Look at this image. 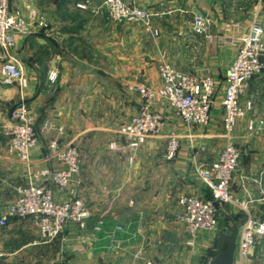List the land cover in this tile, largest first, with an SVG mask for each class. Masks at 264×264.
<instances>
[{
	"label": "crops",
	"instance_id": "0c3cea01",
	"mask_svg": "<svg viewBox=\"0 0 264 264\" xmlns=\"http://www.w3.org/2000/svg\"><path fill=\"white\" fill-rule=\"evenodd\" d=\"M103 1L11 0L12 9L29 21L31 33L18 38L15 59L0 48V213L18 196L28 172L48 165L47 143L63 128L62 141H74L81 150L77 194L90 216L85 230L71 224L51 242L41 239L31 220H12L0 228V264H144L146 259L203 264L208 246L214 245L216 237H207L187 246L178 213L181 196L208 198L197 168L213 162L224 146L220 102L210 125L195 130V148L185 140L172 161L164 158V135L125 152L117 131L139 111L137 85L162 88L158 68L164 57L185 72L210 69L222 81L237 53L233 40L248 30L257 9L264 19V0H144L156 36L140 24L110 22ZM198 14L211 20L212 40L193 33ZM10 58L23 72L17 88L5 84L1 74ZM53 72L58 74L55 83L50 81ZM247 97L254 110L235 131L243 155L232 193L248 196L264 220V78L251 81ZM19 102H26L40 130L29 165L9 155L2 134L12 123L10 109ZM156 109L167 122L165 133L182 128L165 99ZM251 118L263 121L253 132L248 130ZM56 192L58 199L64 197ZM101 219L103 229L97 232Z\"/></svg>",
	"mask_w": 264,
	"mask_h": 264
},
{
	"label": "built area",
	"instance_id": "2783aa9c",
	"mask_svg": "<svg viewBox=\"0 0 264 264\" xmlns=\"http://www.w3.org/2000/svg\"><path fill=\"white\" fill-rule=\"evenodd\" d=\"M143 1L104 0L103 5L111 22L141 24L147 33L156 36L158 31L152 30L151 26L153 14ZM80 7L85 8L83 5ZM211 27V20L201 14L196 15L191 24L194 34L205 36L208 40H212ZM30 33L31 26L23 13L12 9L11 0H0V48L15 59L13 51L18 38ZM233 41L237 44V53L225 70L222 81L211 73L201 76L186 73L164 57L159 65L162 88L157 90L146 84L137 86L139 111L118 129L117 134L125 143V152L140 148L150 137L164 135V158L172 161L181 152L185 140L190 142L192 149L195 148L198 136L195 130L210 125L212 111L220 102L224 146L213 162L201 164L197 168L202 187L210 198L181 196L178 218L185 224L186 245L195 247L198 240L211 239L218 231L221 217L218 203L243 210L246 221L240 228L235 264H247L256 240L264 236V221L251 211L250 200H240L232 193V184L243 155V150L236 142L235 131L239 122L248 118L254 110L253 101L247 97L251 81L256 77L264 78V19L258 9L248 30ZM11 58L1 67L3 82L7 85L23 78L17 60ZM57 79L58 74L53 72L50 81L55 83ZM161 99H165L174 110L181 121V129L165 133L167 122L156 109ZM11 120L12 125L2 133L7 137L9 155L29 165L39 145L40 130L35 117L28 105L22 104L14 111ZM262 124L263 121L251 118L248 120V130L256 131ZM63 134L64 129L60 128L58 136L47 143L48 165L36 172H28L27 182L19 189L18 196L6 204L5 210L0 213V228L9 227L12 220H31L45 242L61 237L71 224L86 229L90 212L86 202L77 194L81 150L74 141L64 143L61 139ZM200 137L206 138V135ZM199 151L205 152V146H201ZM133 160V155H130L129 162ZM57 189L63 193L62 199L57 198ZM103 223V219L99 220L94 230L102 231ZM144 264L166 263L146 259Z\"/></svg>",
	"mask_w": 264,
	"mask_h": 264
},
{
	"label": "water",
	"instance_id": "95a60500",
	"mask_svg": "<svg viewBox=\"0 0 264 264\" xmlns=\"http://www.w3.org/2000/svg\"><path fill=\"white\" fill-rule=\"evenodd\" d=\"M25 103L26 102H19L14 104L10 109L9 117L12 118L14 111ZM218 207L228 225L225 231L219 236V240L222 243L221 246L215 249L214 255L209 256L203 264H235L240 228L224 205L218 203Z\"/></svg>",
	"mask_w": 264,
	"mask_h": 264
},
{
	"label": "rangeland",
	"instance_id": "374dc122",
	"mask_svg": "<svg viewBox=\"0 0 264 264\" xmlns=\"http://www.w3.org/2000/svg\"><path fill=\"white\" fill-rule=\"evenodd\" d=\"M86 6H88L86 4ZM194 20V19H193ZM111 22V21H110ZM114 23V22H112ZM122 24V23H121ZM141 25V24H140ZM31 26V25H30ZM144 27V26H143ZM146 30V28H145ZM6 52V51H5ZM7 54V53H6ZM159 69V68H158ZM185 72V71H184ZM197 72V71H196ZM199 73H195L193 72V74H197L199 76L201 75H204V74H213V72H211L210 69H207V68H203L201 70L198 71ZM186 73H190L192 74L191 72H186ZM19 80H16V81H13L12 83L9 84L10 87H18L19 85ZM144 84V83H143ZM141 85V84H140ZM147 85V84H146ZM19 86H22L21 84ZM138 86V85H137ZM137 89V88H136ZM127 123V122H126ZM12 125V123H11ZM119 136V135H118ZM9 153V152H8ZM238 197V196H237ZM240 200H243V201H251V199L247 196V197H238ZM229 209V212L234 216V217H237L240 221V225H241V228L243 226V224L245 223L246 221V214L244 213L243 210H237V209H232L231 207L227 206ZM252 209V207H251ZM253 212V214L256 216V214L254 213L253 209L251 210ZM257 217V216H256ZM242 219H244V222L243 224L241 223L242 222ZM260 219V218H259ZM264 221V220H263ZM220 224H219V229L218 231L214 234V237L216 236L217 237V234L220 233V235L224 232L225 228L227 227V221L225 220V218L221 215V219L219 220ZM240 225H239V228H240ZM213 237V239H214ZM219 239H215L214 241V244L215 242L216 243H219L218 242ZM214 246V245H213ZM1 254V253H0ZM208 254H206L205 256H207ZM2 256V255H1ZM205 256L202 258V262L205 261ZM160 261V260H158ZM247 264H264V236L258 238L256 240V243L251 251V254L248 256V260H247Z\"/></svg>",
	"mask_w": 264,
	"mask_h": 264
},
{
	"label": "trees",
	"instance_id": "16d2710c",
	"mask_svg": "<svg viewBox=\"0 0 264 264\" xmlns=\"http://www.w3.org/2000/svg\"><path fill=\"white\" fill-rule=\"evenodd\" d=\"M208 198H210V196L208 195ZM226 207V209L228 210L229 208L227 207V206H225ZM219 208V207H218ZM220 210V209H219ZM229 211V210H228ZM223 216V214L221 213V211H220V216ZM232 215V214H231ZM233 216V215H232ZM224 217V216H223ZM233 218L235 219V221L237 222V224H238V222H239V219L237 218V217H234L233 216ZM220 219H221V217H220ZM226 220V219H225ZM216 239H219V237H216ZM218 242L219 243H216L215 242V244H214V246H212V247H210L209 249H208V252H207V256H205V261H206V259L209 257V256H212V255H214V253H215V249H217V248H219L220 246H221V241L220 240H218ZM204 261V262H205ZM203 262V263H204Z\"/></svg>",
	"mask_w": 264,
	"mask_h": 264
}]
</instances>
